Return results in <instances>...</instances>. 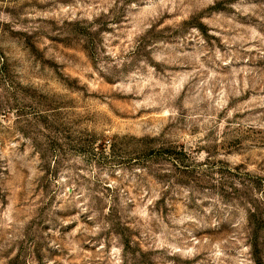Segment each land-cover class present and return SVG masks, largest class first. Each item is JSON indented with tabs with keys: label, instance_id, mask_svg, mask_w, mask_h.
Segmentation results:
<instances>
[{
	"label": "rangeland",
	"instance_id": "rangeland-1",
	"mask_svg": "<svg viewBox=\"0 0 264 264\" xmlns=\"http://www.w3.org/2000/svg\"><path fill=\"white\" fill-rule=\"evenodd\" d=\"M0 264H264V0H0Z\"/></svg>",
	"mask_w": 264,
	"mask_h": 264
}]
</instances>
